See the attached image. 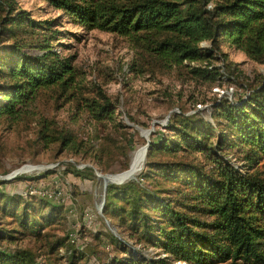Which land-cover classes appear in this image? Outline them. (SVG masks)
Returning a JSON list of instances; mask_svg holds the SVG:
<instances>
[{
  "label": "trees",
  "instance_id": "trees-1",
  "mask_svg": "<svg viewBox=\"0 0 264 264\" xmlns=\"http://www.w3.org/2000/svg\"><path fill=\"white\" fill-rule=\"evenodd\" d=\"M44 1L86 30L141 42L165 67L182 69L191 79L235 80L226 63V76L216 66L189 65L226 62L224 43L264 63V0ZM54 23L33 18L16 0H0V121L9 128L34 123L42 146L90 153L101 164L114 152L111 138L95 148L32 109L39 93L48 90L77 105L83 99L84 109L78 110L95 122L115 116V103L101 90L98 99L78 94L74 56L55 50L59 31ZM204 40L211 48L200 47ZM242 86L243 94L232 100L214 99L211 122L202 110L174 113L165 134L156 138L151 132L142 171L106 185L102 214L118 233L106 237L116 252L129 254L114 256L112 264L146 263L133 257L125 238L163 255L148 264H264V75ZM230 152L240 155V167L226 158ZM71 172L82 175L74 166ZM62 219L59 206L0 192V264H87L76 245L53 232ZM20 238L43 241L45 249L1 247Z\"/></svg>",
  "mask_w": 264,
  "mask_h": 264
},
{
  "label": "rangeland",
  "instance_id": "rangeland-1",
  "mask_svg": "<svg viewBox=\"0 0 264 264\" xmlns=\"http://www.w3.org/2000/svg\"><path fill=\"white\" fill-rule=\"evenodd\" d=\"M16 2L19 8L29 11L35 19L55 21V29L59 34L53 45L60 55L74 56L73 64L79 71L76 86L78 94L98 99V91L101 90L116 106L113 119L95 122L85 112L78 110L84 109L83 99H80L81 105H77L74 100L65 101L45 90L39 93L32 105L36 116L52 118L58 126L71 129L79 139L90 142L95 148L109 137L114 152L99 164L90 153H59L55 144L42 146L35 138L34 123H20L9 128L6 121H0V173L6 175L24 164H55L51 168L4 180L0 184V192L22 196L26 189H31L36 193L26 198L32 197L59 206L63 219L53 232L67 238L73 234L77 240L74 245L83 252L87 264H110L114 256L120 258L129 254L116 252L106 237L118 233L100 210L103 177L110 179L107 184L123 183L134 178L143 169L147 151L144 142L149 140L151 129L157 132L156 138L160 137L166 133L165 126L174 113L180 110L187 113L197 103L202 105L201 112L209 119L210 105L218 98L212 88L231 82L239 96L244 92L242 85L250 84L251 81L255 83L259 74L264 75V63H256L242 51L224 43L220 49L225 53L229 68L234 67L235 80L215 84L195 80L189 78L182 69L165 67L142 47L141 42L136 43L128 37L97 29L86 30L70 22L62 10L50 6L44 0ZM226 158L235 167H240L238 153L230 152ZM82 165L92 171H85ZM73 166L82 171V175L71 172ZM95 170L102 176L98 177ZM45 191L52 193V198L40 195ZM125 240L129 243L133 257L146 260L145 264L150 259L163 256L151 246L133 244L128 238ZM43 244V241L33 238H20L11 243L4 242L1 247H32L36 251L40 248L41 253L45 249ZM59 252L58 257L61 258Z\"/></svg>",
  "mask_w": 264,
  "mask_h": 264
},
{
  "label": "built area",
  "instance_id": "built-area-1",
  "mask_svg": "<svg viewBox=\"0 0 264 264\" xmlns=\"http://www.w3.org/2000/svg\"><path fill=\"white\" fill-rule=\"evenodd\" d=\"M212 6L211 3L208 4V8H210ZM200 47L202 48H211V43L209 40H204V41H201L200 42ZM225 61L223 59L219 60V61H216V62H208V61H189V65L190 66H201V67H207V68H211L212 66H216V67H219V71L224 75L226 76L227 72L225 70ZM234 67H231V69H233ZM212 92L214 95H216L218 98H227L229 100H232L234 99L238 93H237V90L234 86L233 83H227L223 86H219V85H216L212 88ZM243 93H240L239 95H241ZM203 107L200 103H197L194 107H192V110L188 111L187 114H191V113H194L198 110H202ZM210 121L211 118H209ZM55 164H50L48 166H43V165H31V164H24L22 165L21 167L17 168V169H14L12 170L11 172H9L8 174L6 175H0V180H11V179H14V178H17L19 175L21 174H28L30 172H33L35 170H41V169H45V168H51L53 167ZM90 166V165H88ZM82 168L85 167L84 165L81 166ZM28 191V192H27ZM36 193V191H33V190H28L26 189L23 193H22V196L23 197H27L33 193ZM41 196H46L47 198H52V193H49V192H43L40 194ZM68 241L70 243H73L75 244L76 243V238L73 234H69L68 235Z\"/></svg>",
  "mask_w": 264,
  "mask_h": 264
},
{
  "label": "water",
  "instance_id": "water-1",
  "mask_svg": "<svg viewBox=\"0 0 264 264\" xmlns=\"http://www.w3.org/2000/svg\"><path fill=\"white\" fill-rule=\"evenodd\" d=\"M151 131H153V129H151ZM148 141L149 140H147V142H146V146L148 147ZM95 172H96V175L98 176V177H101L102 176V174H100L99 172H97L96 170H95ZM122 182H120V183H118V184H121ZM106 185H107V182H103V198H102V201H101V204H100V210L102 211V206H103V203H104V196H105V190H106Z\"/></svg>",
  "mask_w": 264,
  "mask_h": 264
},
{
  "label": "bare ground",
  "instance_id": "bare-ground-1",
  "mask_svg": "<svg viewBox=\"0 0 264 264\" xmlns=\"http://www.w3.org/2000/svg\"><path fill=\"white\" fill-rule=\"evenodd\" d=\"M103 181H104V182H108V181H110V179L107 178V177H103Z\"/></svg>",
  "mask_w": 264,
  "mask_h": 264
}]
</instances>
